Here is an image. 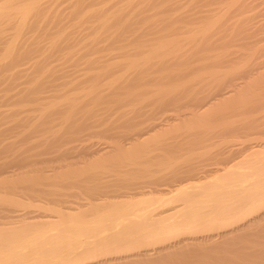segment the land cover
<instances>
[{
    "label": "bare ground",
    "instance_id": "obj_1",
    "mask_svg": "<svg viewBox=\"0 0 264 264\" xmlns=\"http://www.w3.org/2000/svg\"><path fill=\"white\" fill-rule=\"evenodd\" d=\"M46 1H49V0H36V1L34 0V1H32L33 2L32 4L28 3L30 5L26 4L25 6H23V8L18 9V11L20 10L19 11L20 20H18L19 23L17 24L16 34L14 35V38H13L11 44L4 50L3 53L0 54V84L1 83L4 84L6 82L4 84L5 89H3V87H2L3 90L1 89V91H0L1 92L0 103H3V102H6L7 104L12 103L15 105H12V104L11 105L13 107H15L20 102L22 103L25 100L27 101L26 98L30 97L31 94L36 93L38 95L41 92H43V91L45 92L48 89H50V90L52 89L53 91L61 89V87L64 85L61 84V82H59V84H57L58 79L69 77L68 72H67V71H69V69H67L68 68V66H67L68 61L65 62V63H67L65 65V66H67V68L65 66H62L61 65L62 61H60L61 63H59V68H56V67L52 68V69H55L54 71H50L47 68L45 70L49 71V72L46 74V73H44L45 71L43 73H41L42 72L41 68L42 67L46 68L47 66H42L43 64H41V62H42L41 61L40 62L41 67H40V64H37V60H38V59H36L37 57L34 56L35 57L34 61L36 60V63L32 62V65H29L30 66L29 69H23V70L17 69L19 67L18 65L21 63V61H23L22 64L24 65V62H26L24 60H26V58L29 55L31 56V54L35 53L37 56L39 55V57H38L39 59H41V57L43 56L42 52H44V51H42L41 49L42 48L44 49V47L46 48V46H43L44 44L41 45L42 43H39L42 41L41 36H43V35H41L38 38V40H40V41L33 42V43H38L39 45H41V46H39L40 50L38 48H36V50H37V51L35 50L36 52L31 50L33 48H29L30 52L27 51V49H25L23 47V43H24L23 41L25 40V33H27V37H28L29 33L27 32V30L32 29V27L34 28V26H33L34 22L33 21H35V19L32 20L33 16L37 12H38V15H39V13H43V12H39L40 10L38 11V9ZM50 1H56V0H50ZM75 2H76V0H75ZM52 3L53 4L54 3L59 4L58 0L56 2H52ZM52 3H51V6L49 7V9L50 8L54 9V6L52 7ZM174 3L176 4V2H174ZM250 3H251V1H250ZM48 4H50V3H48ZM76 5H78L79 7L81 6V5H79V3L78 4L76 3V4H74V8ZM176 5H171L172 7H170V9L171 8L173 9V6H176ZM6 8L3 7L0 9V19L3 16L6 17L7 13L9 12ZM52 10H50V11H52ZM56 10L55 11L58 12V14H60L59 8L58 9L56 8ZM249 10H250V8H249ZM134 11H136V10L134 9ZM176 11H178V9ZM17 12H16V14H18ZM159 12H161V11H159ZM198 12H201V11H198ZM130 13L134 14V12H132V11H130ZM136 13H137V11H136ZM38 15H36L35 17H37ZM69 15H70V13H69ZM137 15H139V13ZM172 15H173V13H172ZM188 15H189V13H188ZM200 15H202V14H200ZM240 15L242 16V14H240ZM244 15H246V14H244ZM58 16H60V15H58ZM66 16H67V13H66ZM126 16H128V15H126ZM126 16H123V19ZM60 17H58V18L61 19L64 16L61 18ZM89 17H91V16H89ZM114 17L111 16L108 19H106L107 18L106 17L105 19L101 20V22H100L101 26L98 23L99 28H98V26H97V28L101 30L104 27H107V26L110 27V24L108 25V22L110 23V21ZM205 17L207 18V15ZM55 18H57V17H55ZM129 18H127L128 21H126V19H125V20H123V22H120V21H122L121 18H119L120 21L116 20V18H115V20L113 19V23H114V21L115 22L117 21L119 23V26H117V28H120V26L122 24L123 25L121 27L122 29L124 26L129 27L126 29H132L135 27L134 33H136V31H139V29L137 28V25H134V24H138L140 21H138V23H134L133 22V21H135V19H134V20H131V22H130ZM184 18H185V16H184ZM191 18H192V16L190 17V19ZM203 18H204V16H203ZM208 18H209V16H208ZM109 19H111V20L109 21ZM187 19H188V17H187ZM256 19H258V18H256ZM139 20L143 21L142 19H139ZM177 20H179V19H177ZM180 20H181V17H180ZM180 20L178 22L174 21L176 23V26L177 25L179 26V24H181ZM195 20H197V19H195ZM198 20H200V19H198ZM54 21H56V20L54 19ZM61 21H62V19L59 22H61ZM63 21H64V19H63ZM200 21H202V20H200ZM35 22L37 23L38 21H35ZM62 22H61V25H62ZM36 23L34 24L35 26H37ZM40 23H42V22H40ZM44 23H46V22H44ZM113 23H111V25ZM183 23L184 22H182V24ZM191 23H190V25H191ZM208 23H210V22H208V21L207 22H204V21L201 22L204 29H203L201 35H199V33H198L199 36L193 34L194 36L191 35V37H187V38L183 37V39H182V37H181V39H178V38L174 39L172 36V38H173L172 40H167L168 35H166L167 38L163 37L166 39V43L162 46H159V47H157L156 45H153L154 44L153 41H152V43L149 42L151 44L150 45L148 43L149 39L148 40L142 39L145 35H148V33H147L148 30L146 28H144L145 30H147V31H144V29L142 28V30L139 31L140 34H142V33L145 34V35L142 34L143 35L141 37L142 41L140 42V40L135 39L138 37H132V39L136 40V41L134 40V44H133V46H134L133 48H135L134 50L138 49L139 46L135 45L138 42H139L138 45L140 43H141V45H143V43H145L146 46L149 45L148 48L146 47L147 49L146 48L144 49V48H142V46H140L141 47V48L139 47L140 50L138 49L137 50L138 52L136 51L138 53V55H141V56L145 55L143 57L144 58L143 62L137 60L136 56H133V54L131 52L132 50H130V49L128 50V46L123 44L125 42V40L127 39V38L126 39L123 38V37H125L124 34L127 30L124 28V31H123L124 36L123 35L120 36L119 34H121V33L116 32L119 35L118 36L119 42L122 41L120 38H122L124 41V42L122 41L121 43H119L118 47L120 50L121 49L126 50V54H123L124 53V52H122L123 50L121 51L122 54L120 53V55H124V56H122V59H123V57L126 58L123 61L124 64H120V65H123V67L125 66V68H124L123 72L121 71V74H119V75H118L119 71L116 72L117 73L116 75H118V76L117 77L115 76V78L117 80H115L116 82L112 83L110 86H112V88H113L112 89L113 95H114V93H116V96L121 94L120 97L117 96V99L119 98V102H123V103L125 102V104L128 102L130 104L129 101H131V99L133 101L136 100L137 103H135L136 106H135V109L133 108L134 109L133 112H135L137 114V117L134 118V120H132V122H130V123H128L126 121L128 119L125 120L127 123L125 121L124 122L121 121V119H120V123H119L120 125L119 124L116 125V123H115V125L113 123L110 125V123H109L110 126L109 125L106 126V124H105V122H108V120L104 121L103 118H102V120L99 119L98 121L95 122V126H96V124H99V125L101 124L100 126H103V127H100V126L97 127L98 129H100V128L102 129L103 135L101 134L100 130H99V132H97V134L100 133L98 135L103 136V137L105 135V138L107 137L106 139L109 138V139L114 140V138L116 136L118 137L117 133L115 134V130H116V128L119 127V129L121 131H123L122 132L123 134L121 133L123 136L126 134L125 130L129 131V129H130L129 135L128 134L125 135V136L128 135V137L125 138V136H124V138H125L124 140L127 139L128 142L129 141L142 142V141H140L141 139L146 140L147 139L146 137H149L152 133L159 131L163 128L165 129V127L167 128L168 126H172L177 121H183V120L187 119L188 115L195 114L196 112H198L199 109L204 110L207 107L209 108L210 107L209 105H211V107H212L213 104H217L216 101L221 100V99H223L222 101L225 102L227 98H230V97L233 98L232 96L235 93L239 92L240 89H242V87H244L241 85L239 80L247 79L248 71H246V70L244 73H240V74L238 73V70H237V73L239 74V75L237 74L238 75L237 78L231 77L230 75L233 76L236 73L234 72L235 74H233L229 71V76H230L229 78H227V75L221 76V77H223V79L222 78L221 79L223 81L225 80L224 82L219 79L220 77L218 75H220L221 73L219 70H215V67H216L215 62L216 61H214L217 58L215 59L213 57L215 54L212 56V54L207 55V53H206V51L207 52L213 51L215 49L214 46L210 45V44H212V43H210V40H211V37H213V36L210 33V27L211 26ZM43 24H41V25L38 24V26L40 27ZM46 24L48 25L49 23L47 22ZM52 24H54V23L52 22ZM55 24H58V27L61 30L62 27L59 26L60 24L56 23V22H55ZM216 25H217V23H216ZM44 26H45V24H44ZM55 26L56 25H54L52 28L54 29ZM65 26H63V27H65ZM163 26H165V25H163ZM176 26L174 25V27H176ZM47 27H46V29L49 28V27L48 28ZM68 27H71V25ZM68 27H67V29H68ZM75 27L77 28V25ZM109 27H108V30L110 29ZM180 27H178V28L176 27V28L179 29ZM52 28H49V29H52ZM171 28H173L172 24H171ZM181 28L184 29L183 27H181ZM67 29H66V32H64L62 34H61V32H63L64 29H63V31L61 30L60 33L57 32V33L61 34L60 36H58L59 35L58 34L57 37H59L58 41H61L60 43H63L64 45H66L65 47H70L72 44L74 45L73 42L71 44V41L74 40L73 36H72L73 31H75V30L77 31V29L80 30V29H82V27L81 28L78 27L77 29H74V30L71 29L72 35L70 33L66 34L68 32V30H70V28L68 30ZM42 30H44V29H42ZM150 30H152L151 27H150ZM48 31H50V30H47V32ZM82 31H83L82 34H84V30H81V32ZM109 31H108V34H109ZM142 31H144V32H142ZM186 31H187V29H186ZM171 32H174V31H171ZM171 32L169 31V33H171ZM178 32L179 31H177V33ZM36 33H37V31H36ZM54 33L57 34L56 32H53V34ZM77 33L81 36V40H82V36L86 37V34L82 35L79 32H77ZM155 33H157V31ZM177 33H174V35L176 34V36H178V35H180L179 33H181V32H179L178 35H177ZM37 34H39V33H37ZM37 34H35V35H37ZM74 34L76 35V33H74ZM117 34L114 33V35H116V38H117ZM50 35L53 36L52 34H50ZM50 35L48 36V38H51ZM79 35H78V38H79ZM103 35H106L105 32L103 33ZM133 35L135 36V34H133ZM151 35H152V33H151ZM156 35H155V38H156ZM172 35H173V33H172ZM46 36H47V34H46ZM138 36H140V35H138ZM170 36H171V34H170ZM34 37H36V36H34ZM54 37H56V36H54ZM76 37H75V39H76ZM97 37L98 36L95 37V41L94 40L92 41L93 43L98 42ZM100 37H102L103 40H105L103 36H100ZM158 37H159V35H158ZM45 38H47V37H45ZM114 38H115V36H114ZM116 38H115V40H116ZM151 38H152V36H151ZM155 38L152 40H155ZM71 39H73V40H71ZM100 39H98V40L100 41ZM110 39L112 40V38H110ZM79 40H77V41H79ZM27 41H25V42H27ZM29 41H30V39H29ZM181 41L192 46L190 48H191L193 54L199 55L200 52L202 54L200 53L198 58L196 57V59L194 58L193 60H191L190 56L185 55L187 52H191L189 46H188L189 50L187 48L179 50L180 45H181V44H179V42H181ZM65 42H66V44H65ZM79 42H81V41H79ZM79 42H77V43L79 44ZM103 42H106V41H103ZM103 42H102V44H103ZM110 42L108 41V43H105V45L107 47L110 46L109 51H111L110 49H112L111 45L108 46V44ZM29 43H27V45H29ZM95 43L92 45L94 46ZM111 43H113V42H111ZM177 44H179V45H177ZM198 44H200L201 49L195 48V47H197ZM84 45H85V43H84ZM98 45H100V43L96 44V46H98ZM113 45H114V43L112 44V47H113ZM176 45H177V47L179 46V48H177L178 50L176 48H174ZM33 46H35V45H33ZM75 46L76 45H74L72 47H75ZM78 46H81V44ZM78 46L75 48H78ZM143 46H145V45H143ZM27 47H29V46H27ZM36 47H38V46H36ZM57 47H58V45H57ZM61 47H62V45H61ZM104 48H106V47L104 46ZM114 48H115V45H114ZM95 49H96V47H95ZM221 49H222V47H221ZM38 50L42 54V56H41V54H39ZM46 50H47V48H46ZM46 50H45L44 56L46 55V52H48ZM53 50H54V52H51ZM55 50H58V49H56V46L52 47V50L50 49L49 53L54 55L56 52ZM59 50H61V52L64 51V50L62 51V49H59ZM86 50H87V48H86ZM260 50L263 51L262 49H260ZM95 51H97V50H95ZM95 51H91V53H93ZM261 51H260V53H261ZM79 52H80V50H79ZM106 52H108V49ZM214 52H215V50H214ZM234 52H236V51H234ZM56 53H58V52H56ZM70 53L71 52H69V54ZM111 53H113V51ZM260 53H259V55H260ZM69 54H68V56H69ZM73 54H72V56H73ZM105 54H108V53H105ZM101 55H103V54H101ZM101 55H99V56H101ZM108 55H112V54H108ZM138 55H137V57H138ZM183 55L187 56V59L185 56H184L185 58H183ZM54 56H56V54ZM54 56H52V57H54ZM68 56H66V57L68 58ZM91 56H92V54H91ZM191 56H192V54H191ZM262 56L264 57V53ZM46 57L48 58L51 56L49 54H47ZM66 57H64V58H66ZM75 57H76V55H75ZM107 57L108 56H106L105 59H107ZM193 57H195V55H193ZM95 59H96V56H95ZM97 59H96V61H97ZM105 59L103 61V58H102V61L105 62L106 61ZM117 59H119V58H117ZM62 60L64 61V59H62ZM77 60H75L77 62L76 65H78ZM93 61H94V63L96 62L95 60H93ZM27 62L30 63V61L28 59H27ZM69 62H71V60H69ZM103 62L101 63L102 67H104ZM109 62L104 63V65L106 64V66H108L107 68L105 67V69L103 68L104 72H105V70L107 71V69L110 68L111 71L114 70V74H115V71L117 70L115 68L116 63L114 65L115 67L114 66L110 67ZM117 62H118V60H117ZM120 62L121 61H119V63ZM233 62L234 61H232V63ZM38 63H39V61H38ZM82 63H83V60H82ZM73 64H74V62H73ZM194 64H195V66L193 67ZM196 64H199V66L197 67ZM220 64H221V62H220ZM60 65H61V67H60ZM92 65H94V64L92 63ZM27 66H25V67H27ZM89 66H91V65H89ZM95 66H96V64H95ZM95 66H91L90 69L92 67H95ZM118 66L119 65H117V67ZM85 67H87V65ZM173 67H175V68H173ZM222 67H225V65L224 66L222 65L221 68ZM77 68H78V66H77ZM82 68H83V66H82ZM121 68H122V66H121ZM65 69H67V70H65ZM95 69H96V67H95ZM103 69H101V70H103ZM119 69H120V67L118 68V70ZM200 69L203 70L204 73H201L198 76H196V75L194 76L192 74V73H194V74L196 73V71L194 72L193 70L198 71ZM42 70H44V69H42ZM92 71L90 70L89 72H92ZM111 71H110V73H111ZM240 71L242 72V70H240ZM73 72H74V70H73ZM107 73H108V71H107ZM100 74L102 75V72L99 73V75ZM114 74H112L111 76H113ZM188 74H190V75L192 74L193 77L192 76L190 77V75H188ZM226 74H228V71ZM72 75H71V77H72ZM76 75H74V76L76 77ZM79 75L80 74H78V76ZM74 76L72 77V79L74 78ZM87 76L86 77L89 79V81H91L90 79H92V81H94L93 79L96 77V74L90 75V73H89V75H87ZM79 77H81V76H79ZM99 77L101 78L102 76H99ZM105 77L106 78L108 77L107 74H106V76H104V78ZM130 77H133V80H131ZM21 78H23L25 81H20ZM104 78L102 77V79H104ZM210 78L212 80L213 79H216V80H213L211 82L209 80ZM96 79H99L98 76ZM217 79L220 81L216 85L214 83H215V81H217ZM252 79H255V78H252ZM84 80H85V78H84ZM99 80L101 81V79H99ZM208 80L210 81V84H209ZM55 81H56V83H55ZM206 81H208V85L206 84ZM250 81H251V79H250ZM100 83L96 84L93 82L92 83L93 85L89 86L90 87L89 89H88V86L86 87L87 88L86 89L82 85H80L83 87L84 91L87 90V94L90 96L89 97L90 100L88 99V96L86 97V94L84 95L85 101L81 97L80 98L83 100L78 101L79 96L77 97L76 95H73L76 98L75 97L68 98V97H65L67 95L64 96L62 94L65 99L67 98L66 99L67 104L65 105L66 107L65 106H62V107L65 108V111H66V109L68 110V108H69L68 113L70 114V111L72 112L70 115L67 114V111L61 112L64 110V108H62V107H60L57 110L54 109L53 114L47 113L43 117L39 116V115H37V116H31L30 115L29 116L28 114L25 115L24 117H17V116H20V114H19L20 111H22V112L23 111L24 112L30 111V110H26V109L23 110L20 107L14 109L13 114H12L13 109L9 108L11 113L7 109L9 111L10 115L9 114L7 115L8 111H6V109H5V111L1 110L3 112H7V113L4 114L0 111V138L3 137V135L7 132L8 133L9 132H11V133L16 132L17 133L16 136H19L18 133H21L23 130L28 129V130H25L28 133L23 132L25 134V136L24 135H22V136L25 137L24 138L25 140L27 139L29 141V139H30L29 135L31 134V132H32V134H36L37 132H39V134H42L41 131H43V133L45 132L44 133L45 135L47 132H49V133L51 132L52 133V135H51L52 139H50V140L45 139V141H37L36 142V143L42 142L43 144H41V145L40 144L35 145V143H33V142H31V144L32 145L34 144L33 146H37L38 150L41 149L40 153L43 157L47 151L49 152V150H51L50 152H52V153H55L53 151L57 152L56 159L58 161L61 159L66 161V158L70 154H72V156H75L74 155L75 153L73 154V152H74V150H77L78 147L71 145V143L77 142L78 137L83 135V134H81L79 136L80 132L81 131L83 132L85 127H86V129L89 128V129H87L89 131L92 127V129H93L92 132L95 131L94 135L95 136L97 135L96 131H98V130H94L93 126H91V124L88 122V120L90 121L92 119L91 116L94 117V115H91V114L92 113L95 114V112L98 111L97 109L102 108L101 111H103L105 108V111H106V107L101 106L98 108V106H100V104H102V102H103V100H102L103 96L101 97V88L98 87V85L101 86ZM211 83H213V84H211ZM193 85H197V87L200 86L201 88H204V91L210 85V88H212L213 90L212 89L208 90V88H209L208 87L207 90L209 92L208 91H206V92L207 93L211 92V94L207 95L208 97L207 96H201V95H203V92H204L203 89H202V91H200L199 89H201V88L198 87L197 88L199 90L198 92H191V91H197L196 89H194V90H192L193 88L191 89V86H193ZM211 85H212V87H211ZM213 85H215V86H213ZM102 87H104V85ZM74 88H75V86H74ZM107 88H109V87H107ZM83 89H81V90H83ZM109 89L111 90V87ZM88 90H89V92H88ZM110 90H108L106 92H108L110 94V92H109ZM124 90L126 92L127 91L129 92V96H128L129 99H127L128 97L125 98L128 93H126ZM210 90H212V91H210ZM12 91H13V93H11ZM76 91L77 90H75V92ZM78 92H79V90H78ZM123 93L124 94L126 93V96L123 95ZM104 94H107V93H104ZM62 95H59V97L60 96L62 97ZM204 95H206V93H204ZM237 95H239V94H237ZM121 96L123 98H121ZM202 97H203V99H202ZM204 97H205V99H204ZM23 98H25V100ZM42 98H44V97H42ZM42 98H38V99L35 98V99H32L31 101L34 102L35 104L39 103V105H41L42 104L41 101L45 100ZM86 99H88V100L86 101ZM21 100H23V101H21ZM115 100L116 99H114L113 101L115 102ZM108 101H109V103L111 102L110 104H112L111 100H108ZM222 101H219V103ZM227 101H228V99H227ZM32 102H30V103H32ZM134 102H133V106H134ZM6 103H5V105H6ZM131 103H132V101H131ZM225 103H227V102H225ZM113 104L115 106L116 102ZM127 104H126V106H127ZM220 104H222V103H220ZM117 105L119 106L120 104L117 102ZM150 105H153L154 107L151 109ZM37 106L38 105H35L32 108L35 109L34 107L37 108ZM110 106L112 108V105H110ZM110 106H109V108H110ZM148 106H150V107H148ZM38 107H40V106H38ZM211 107H210V109H211ZM219 107H220V105H219ZM219 107H217V108H219ZM123 108H124V106H123ZM147 108H150V110H148ZM16 110H20V111H16ZM189 110L192 112H190ZM186 111H188V113ZM98 112L100 113V111H98ZM57 113H60V114L62 113V116L64 115L63 113H66V115H64V116H67V117L69 116V117L68 118L67 117L66 118L61 117L62 121L60 122V125H62L63 127L60 126L59 123H57L59 126L54 123L56 125V127L58 126L60 128V129L55 128V125H54V128L57 129V130H55L54 128H52L53 123H50V120L52 118H54V120H55L57 115L52 117V118H51V116H53ZM60 114H58L59 117L57 116V119L59 118V121L61 119ZM203 114H204V112H203ZM98 115L99 114H97V116ZM197 115L199 116V114H197ZM76 116H78V117H76ZM192 116H194V115H192ZM227 116L228 115H226V117ZM189 117H188V120H189ZM9 119L13 120V121L10 120L11 122H13L12 125L9 124ZM196 121H197V119H196ZM2 122H4L5 124L7 123L10 126L8 125L9 127L8 126L4 127L6 129L2 128L3 130H1V125H3ZM53 122H55V121H53ZM117 122H118V120H117ZM121 122L126 123V124L123 125ZM91 123H92V121H91ZM49 124H51L50 125L51 127H49ZM88 124H90V127H88L89 126ZM233 124H231V125H233ZM187 125H188V123H187ZM235 125L236 124H234V126ZM104 126H106V127H104ZM133 126H135V127H133ZM201 126H202V124H201ZM244 126H245V124H244ZM121 127H124L126 129H124V128L122 129ZM128 127H130V128H128ZM132 127L134 128V132L131 129ZM185 127H187V126H185ZM103 128H104V130H103ZM226 128L228 129V127H226ZM229 128H230V126H229ZM191 129H193V128H191ZM230 129H232V128H230ZM237 129L239 131V128H237ZM225 130H223V131H225ZM243 130H244V133H240L242 131H240V132L234 131V134H235L234 135L232 131H229V135H228V133L226 135L231 136L233 134V136L230 138L240 136V137H242V139L245 138L244 142H246V143H247V141L250 142L248 131L246 130V133H245V128ZM121 131H119V135H120ZM178 131H180V130H178ZM92 132L89 135H87L88 133L85 134L86 137L88 138V136L90 137V135H93ZM49 133H47L48 136H50ZM220 133H221V131H220ZM230 133H232V134L230 135ZM15 134H13V135L15 136ZM36 135H38V134H36ZM45 135H43V136H45ZM32 136H31V138H32ZM170 136H172V135H170ZM20 137H21V135H20ZM96 137H99V136H96ZM172 137H174V136H172ZM182 137H184V136H182ZM10 138H11V135H10ZM22 138L23 137H21V139ZM257 138H260V137H257ZM6 139H7V137H6ZM17 139H20V138H17ZM195 139H194V141H195ZM235 139H237V138H235ZM80 140H82V138H80ZM122 140H123V138H122ZM168 140H170V139L168 138ZM0 141H2V139H0ZM19 141L20 140H18V142ZM156 141H158V140L156 139ZM199 141H202V140H199ZM222 141L223 142L220 141L221 143L216 144V145H218L217 147L219 148L216 150V152L211 151L209 153V155H207L206 157L204 155H201L202 152L200 154L201 156L199 154H197V152H196L195 153L196 156H194V158L196 160H193L194 158L192 157L193 159H192L191 163H188L187 165H182V164L178 165L179 164L178 162L177 163L175 162L177 165L175 163L169 164L168 163L169 159H167L165 161H163L164 159H162L159 161L157 160L158 162L152 161V163H149V161L146 159L148 161V163L147 162L143 163L141 161L142 162L141 165L143 164V166H146V167H143L144 169H142V168L140 169V166H138V165H137L138 167H136L135 164H137V163H135V162H134L135 164L133 162H132L133 164L131 162H127L126 164L123 165V172L121 170L115 171V172L113 171L114 173L112 171H110V173H113V174L104 176L103 174L100 173V171L97 172L95 169V170H89V172L92 173L91 176L84 178L82 176V174H81L82 177L81 176L79 177V175H80L79 174L76 177V179L73 178L75 176H73L72 178H70L68 176L72 180H70V179L65 180L66 178L65 179L63 178L64 181L59 180L57 182H55V181L50 182L49 181L50 179L46 180L48 177L43 179V177H42L43 175L41 176V174L46 173V172H44L41 167L39 168L38 164L36 163L37 161L40 162L41 160H42V162H47V161L49 162L50 161L49 158L45 161L44 159H46V158L42 157L43 159H41L40 158L41 155H39V157H38L39 159L35 160V159H37L36 157L38 156L39 151H37L38 154L32 151L33 154L37 155L36 157L31 155L32 153H29V155H27L26 152H19L16 148L15 149L17 151L13 150L14 148H12V146L15 147V145L17 146V145H19V143L15 144V145L8 143L9 144L8 145V144H6L7 143L6 142L5 143L6 146H4L3 148L1 146L2 149L0 150V154H2V152H3V155H4L5 154L4 151H6V152L8 151L10 153L7 152V154L8 155L10 154L9 156H11V157H8V155L6 154L5 155L6 158L1 159L2 156L0 158L1 159L0 160V204H1L0 208L2 210H4V211H2L0 209V213H1V211L3 212L0 215V264H233V259L235 260L237 257L238 258L240 257L241 261H242V258H246V259L247 258H257L256 260L260 261L258 263H262L263 261L261 262V259L264 260V243H263L264 242V240H263V238H264V150L260 151V152H254L250 155H246V157H244V158L239 159L237 157L238 156L237 154L239 153V151L235 150L234 149L235 147H233L236 140L229 139V137H228L227 139L224 138ZM81 142H83V141H81ZM85 142H83V143H85ZM213 142H215V141L213 140ZM25 143L27 144V142H25ZM25 143H24V145H26ZM174 143H173V145L176 144V143L175 144ZM178 143H177V145H178ZM31 144H30V146H31ZM64 144H67V145H64ZM80 144H82V143H80ZM124 144L117 141L112 145H107V146L99 148L97 150H92V146L94 144L93 145L90 144L92 146H89V145L85 146L84 149H85V151H91V153H93L92 155L87 153V155H90L91 157L92 156L94 157V154H97V155L100 154L101 157H103L102 155H107V157H108V155L111 152H115V151L118 152L119 154L123 153L124 156H128V157L134 156L135 155L134 152L131 153L132 148L128 152L124 148ZM131 144L133 145L135 143L130 142V146H132ZM139 144H141V143H139ZM162 144H164V142H162ZM180 144L182 145L183 142H181ZM180 144L178 145V147L176 145V147L179 149H174L172 147L173 145L171 144L170 150H168L167 147L169 146V144H167L166 142H165L166 147H164V145H163V147H164V149H167L165 151L168 152V154L178 153L176 155H179V153L181 151L180 149L184 148L183 145L185 143L182 145L183 147L181 146V148H180ZM199 144H201V143H199ZM208 144H209V141H208ZM196 145H197V142H196ZM237 145H239V144H237ZM243 145H244V143H243ZM33 146H31V147H33ZM39 146L43 147V148H39ZM63 146H67V147L63 148ZM133 146H135V145H133ZM160 146L162 147V145H160ZM194 146H192V147H194ZM206 146H208V145H206ZM247 146H249V145H246V148L248 150V148H250V146L249 147H247ZM195 147H197V146H195ZM198 148H200V146ZM204 148H205V146H204ZM19 149H20V147H19ZM27 149L32 150V148L31 149L27 148ZM161 149L163 152L164 151L163 148H161ZM184 149L186 150V147ZM44 150H47V151H44ZM200 150H199V152H200ZM254 150L258 151V149H255V148H254ZM13 151L16 154L14 153L12 156L11 152L13 153ZM196 151H197V149H196ZM206 151H207V149H206ZM43 152H45V153H43ZM140 152H141V150H140ZM166 152H165V154H167ZM82 153H84V152H82ZM79 154H80V152H79ZM184 155L185 154H183L181 156L184 157ZM113 156H115V155H113ZM152 156H153V154H152ZM159 156L161 157L162 155H159ZM197 156H200V157L203 156L205 158H203V159L198 158L197 159ZM77 157H79V155ZM160 157H159V159H160ZM180 157H179V159H180ZM69 158L70 157H68L67 160ZM146 158H147V156H146ZM149 158H150V156H149ZM52 159L53 158H51V161H52ZM181 159H183V158L181 157ZM71 160H73V159H71ZM188 160L189 159H187V162H188ZM54 161H55V159H54ZM62 161H60V162H62ZM166 161H167V163H166ZM173 161H174V159H173ZM73 162H74V160H73ZM146 163H147V165H145ZM62 164H60L62 166L59 167L60 171L63 168L64 169H66L67 167L70 168V166L73 163H68L66 165L64 163H62ZM212 165H213V167H212ZM108 166H110V165H108ZM119 166L121 167L122 165H119ZM209 166L212 168H210ZM214 166H216V167H214ZM30 167H32V168H30ZM25 168L29 169V171L25 170ZM55 168H56V166L53 169L55 170ZM22 169H24V170H22ZM50 169L52 170V168H50ZM90 169H92V168H90ZM57 170H58V168H57ZM78 170H77V172H78ZM18 171L19 172L23 171V173H21V172L19 173ZM52 172L54 173V171H52ZM34 173H35L36 177L31 176V174H34ZM84 173L86 175H90L88 172H87L88 174L86 172H84ZM28 174H30V175H28ZM49 174H50V172H49ZM45 175H47V174H45ZM86 175H84V176H86ZM57 177H58V175H57ZM120 177H123V178L125 177V178L122 179ZM44 180H46V181H44ZM52 180H56V178L52 179ZM53 182H55V183H53ZM41 184L46 186L45 189L40 186ZM53 185H54V187H55V185L60 186L63 190L62 191H56L60 187H56V189H55L53 187ZM48 186H50L49 188L50 189L52 188V189L51 190L46 189V188H48ZM83 186H86V187L90 186L89 188H87V190L89 192L82 193L79 189L80 193H82V194H78L79 192L76 193L78 190L76 192L70 191L71 189L73 190V188H75V187L76 188L79 187L83 190L84 189L86 190V188L85 187L83 188ZM7 190H8V194L6 192ZM16 190L17 191L20 190V192H23V193L26 192L28 195H30L33 198L37 197V198L42 199V200H40L41 204H38L39 202L36 201L38 204L37 205L36 202L34 201L36 204L35 205L36 210L31 211V209H30V211H26L27 208L23 209L21 207H25V206L27 207V205L29 206V204H31V203H25V202L21 201V199H22L21 197L26 195L25 193H24V195H22V193H21L22 196L18 195L16 197H15V194L12 195L11 192L12 191L14 192ZM58 190H60V189H58ZM9 192L12 196H10ZM32 205H34V203H32ZM31 207L33 208V206H31ZM35 207H34V209H35ZM246 238H252L254 241L257 240V242H258V238H262L263 242L260 245L254 243L255 246L248 247V248L246 246H239V243H241V241L243 239H246ZM242 242H244V240ZM259 242H261L260 239H259ZM251 244H252V242H251ZM258 246H260V247H258ZM234 255L237 257L235 258ZM251 261H253V260H251ZM251 261L248 259V262H251ZM245 262H246V260L244 261V263ZM240 263L244 264L242 262H240ZM251 264H253V263H251ZM262 264H264V263H262Z\"/></svg>",
    "mask_w": 264,
    "mask_h": 264
},
{
    "label": "rangeland",
    "instance_id": "obj_2",
    "mask_svg": "<svg viewBox=\"0 0 264 264\" xmlns=\"http://www.w3.org/2000/svg\"><path fill=\"white\" fill-rule=\"evenodd\" d=\"M32 1H34V0H0V9L1 8H3V7H7L6 9L9 11L8 13H7V15H6V17L5 16H3L1 19H0V54L1 53H3L4 52V50L11 44V42H12V40H13V38H14V35L16 34V31H17V24L19 23V21L18 20H20V18H19V15H20V13H19V11H18V9H21V8H23V6H25L26 4L27 5H30V4H28V3H33ZM36 1V0H35ZM50 1V0H49ZM46 1L44 4H42L41 5V7L38 9V11L39 12H43V13H39V15H38V12L33 16V18H32V20L33 19H35V21H38L37 23L35 22V21H33L34 22V24L36 23V25L37 26H35L34 24H33V26H34V28L32 27V29H28L27 30V32L29 33L28 34V37H27V33H25V40L23 41L24 43H23V47L25 48V49H27V51H29L30 52V50H29V48H33V49H31V50H33V51H35L36 50V48H38L39 50H40V48H39V46H41V45H43V46H46V48H47V50H46V48L44 47V49L42 48L41 50L42 51H44V52H42L43 53V56H44V54H45V50L46 51H48V52H46V55L43 57L42 56V54L39 52V50H38V52H39V54H41V59H39L38 57H39V55L37 56L35 53H33V54H31V56L29 55L27 58H26V60H24V61H26V62H24V65L22 64L23 63V61H21V63L17 66L18 68L17 69H29L30 68V66L29 65H32V62L34 63H36V60L34 61V58L35 57H37L36 59H38L37 60V64H40V62H41V64H43L42 66H47L46 68H44V67H42L41 68V73H43L44 71V73H48L49 71H46L45 69H47L48 68V70H50V71H54L55 69H52V68H54V67H56V68H59V63H61L60 61H62V63H61V65L62 66H65L67 63H65V62H67L68 61V64H67V66H68V68H67V66H65L67 69H69V71H67L68 72V76L71 78H69V77H65V78H59L58 79V83L57 84H59V82H61V84H63L64 86H62L61 87V89H59V90H50V89H48V90H46L45 92L43 91V92H41L40 94H31L30 95V97H25L26 99H27V101L25 100V98H23L25 101H23V100H21V101H23L22 103L20 102L17 106H15V107H13L12 105H15V104H12V103H9V104H7L6 102H3V103H0V111L1 110H4L5 111V109H6V111H8L9 110V108L10 109H13L12 110V114H13V112H14V109H16V108H22L23 110L24 109H26V110H30V111H26V112H22V111H20V110H16V111H20L19 112V114H20V116H17V117H24L25 115H31V116H37V115H39V116H44V115H46L47 113H49V114H53V112H54V109L55 110H57V109H59L60 107H62V106H65L66 104H67V98L65 99L64 98V96L65 95H67V96H65V97H68V98H70V97H75V96H73V95H76L77 97H78V101H80V100H83L84 99V101H85V97H84V95L86 94V97L88 96V99H89V95L87 94V90L86 91H84V89H83V87L84 88H86L87 86H88V89L90 88L89 86H92L93 84V82L94 83H96V84H98V83H100V85L101 86H99L98 85V87H100L101 88V97L103 96V98H102V100H103V102H102V104H100V106H98V108L99 107H101V106H103V107H106V111H105V108H104V110L103 111H101L102 110V108L101 109H97L98 111H100V113L98 112H95V114L94 113H92L91 115H94V117L93 116H91L92 117V119L89 121L88 120V122L91 124V126H93V128H94V130H98V131H96V134H97V132H99V130L101 131V134L103 135V133H102V129L100 128V129H98L97 127L98 126H100L99 124H96V126H95V122L96 121H98L99 119L100 120H102V118H103V120L104 121H107L108 120V122H105V124H106V126L107 125H109V123H110V125L113 123L114 125H115V123H116V125L117 124H119L120 123V119H121V121H125L126 119H128V120H126L128 123H130V122H132V120H134V118H136L137 117V114L135 113V112H133L134 111V109H135V103H137L136 102V100H132L131 98V101H132V103H131V101H129L130 102V104L128 103H126L127 104V106H126V104H125V102L123 103V102H119V98L117 99V96L118 97H120V95L121 94H119V95H117L116 96V93H114V95H113V88H112V86H110L112 83H114V82H116L115 80H117L116 78H115V76L117 77L119 74H121V71L123 72V70H124V68H125V66L123 67V65H120V64H124L123 63V61H124V59H126V58H124L123 57V59H122V56H124V55H120V53H121V51L122 52H124L123 54H126V50H124V49H119V47H118V45H119V43H121L122 41H123V39L122 38H120L121 40V42H119V39H118V36L120 35H123L124 34V28L126 29V28H129V27H126V26H124L123 27V29L121 28L123 25L121 24V26H120V28H117V26H119V23L116 21H114V23H113V19L115 20V18H116V20H119L120 21V19L119 18H121V20L122 21H120V22H123V20H125L126 19V21H128V19L127 18H129V20H130V22H131V20H134L135 19V21H133L134 23H138V21H140L138 24H134V25H137V28L139 29V31H141L142 30V28L144 29V28H146L147 30H145L144 29V31H147V33H148V35H145L144 33H142V32H144V31H142L141 33L142 34H144L145 36V38L143 37L142 39L143 40H148V43L150 42V43H152V41H153V45H156L157 47H159V46H162V45H164L165 43H166V39L165 38H167V36L166 35H168V38H167V40H172L173 38L174 39H176V38H178V39H181V37H182V39H183V37H185V38H187V37H191V35L192 36H194V35H198V33H199V35H201V33H202V31H203V29H204V27H203V25L201 24V22H210V23H208L211 27H210V33L212 34V36L215 38H213V37H211V40H210V43H212V44H210L211 46H214V50H215V52H214V50L213 51H206V53H207V55L208 54H212V56L216 59V60H214V61H216L215 62V65H216V67H215V70H219L220 71V75H218L220 78V80L221 81H223L222 79H223V77H221V76H225V75H227V78H229L230 76L231 77H235V78H237L238 77V75L240 74V73H244L245 72V70L246 71H248V77H247V79H241V80H239V82L241 83V85L242 86H244V87H242V89H240V91L239 92H237V93H235L232 97L234 98H227L228 99V101H227V99H226V101L225 102H227V103H225V102H223L222 100L223 99H221V100H218V101H216L217 102V104H213L212 105V107H211V105H209L210 107H211V109H210V107L208 108H205L204 110L203 109H199L198 110V112H196L195 114H191V115H188V117H189V120H188V117H187V119H185V120H183V121H177V122H175L172 126H168L167 128L165 127V129L163 128V129H161V130H159V131H156V132H154V133H152L149 137H146L147 139L146 140H144V139H141L140 141H142V142H139V143H141V144H139L137 141H127V139L126 140H124L126 137H128V135H129V133H130V129H129V131L128 130H125V132H126V134H128L127 136H125V138H124V136L122 135L123 133V131H121L120 129H119V127L118 128H116V130H115V134L117 133V135H118V137L116 136L115 138H114V140L113 139H106L105 138V135H104V137L103 136H100V135H98V134H100V133H98L96 136H99V137H96L95 135H94V132L95 131H93L92 132V127H91V129H90V131L89 130H87V129H89V128H87L86 129V127L84 128V133L81 131L80 132V134H79V136L81 135V134H83L82 136H80V137H78V140H77V142L75 143H71V145H74V146H77L78 147V151L77 150H74V152H73V154L75 155V156H72V154H70L68 157H70L68 160H67V158H66V161H64L63 159H61V160H57L56 159V155H57V152L56 151H53V152H55V153H52V152H50L51 150H49V152L47 151V150H44V151H47L46 152V154L44 155V157L41 155V149H39L38 150V148H37V146H33L32 144H31V142H33V143H35V145L36 144H43L42 142L41 143H36L37 141H45V139L47 140V139H52V133L50 132H47V133H49L50 134V136H48L47 135V133H46V135L48 136H46L44 133H43V131H41L42 132V134H39V132H37L36 134H38V135H36V134H32V132H31V134L29 135L30 137V139H29V141L27 140H25L24 138V136H25V130H28V129H25V130H23L21 133H18L19 134V136H16L17 135V133L16 132H12L13 134H15V136L11 133V132H7V133H5L4 135H3V137H1L0 139H2V141H0V150L4 147V146H6V144H8V143H10V144H12V145H15V144H17V143H19V145H15V147H13L12 146V148H14L13 150L14 151H19V152H26L27 153V155H29V153H32L31 155H33V156H37L36 154H33V152H35V153H37V151H39V154H38V156L36 157L37 159H35V160H38L39 158V155H41L40 156V158L41 159H43V158H46V159H44L45 161L49 158L50 159V161L48 162H42V160L39 162V161H35L37 164H38V166H39V168L41 167L42 169H43V171L44 172H46V173H43V174H41V176L43 177V179H45V178H47L46 180H48V179H50L49 181L51 182V181H55V182H57V181H64L63 180V178L65 179V180H67V179H70V178H72L73 176H75V177H73V178H75L76 179V177L79 175V177L81 176V174H82V176L85 178V177H88V176H91V174L92 173H90L89 172V170H95L96 169V171L98 172V171H100V173L101 174H103L104 176L106 175H110V174H113L115 171H122L123 172V165L124 164H126L127 162H135V163H137V164H135L136 165V167H138V166H140V169L142 168V169H144L143 167H146V166H143V164L141 165V163L143 162H147L148 163V161H149V163H152V161H154V162H158L159 160H162V159H164L163 161H165V160H167V159H169L168 160V163L169 164H174L175 162L177 163H179L178 165H187L188 163H191V161H192V159L194 158V156H196V152H197V154H201V152H202V154L201 155H204L205 157L207 156V155H209V153L211 152V151H215L216 152V150L217 149H219L217 146L218 145H216V144H218V143H221V142H223L222 140L225 138V139H227L228 137H229V139H232V140H236V142H235V144H234V146L233 147H235L234 149L235 150H237V151H239V153L237 154L238 156V158L239 159H241V158H244V157H246V155H250V154H252V153H254V152H260V151H263L264 150V57L262 56L263 55V53H264V0H76V2H75V0H58V2H59V6L57 5V4H53L52 2H56V1ZM250 1H251V3H250ZM174 2H176V4L174 3ZM180 2V3H179ZM242 2V3H241ZM48 3H50V4H48ZM51 3H52V7L54 6V9L53 8H50L49 9V7L51 6ZM78 4L79 3V5H81L80 7L78 6V5H76L75 6V8H74V4ZM261 3V4H260ZM184 4V5H183ZM46 5V6H45ZM171 5H176V6H173V9L171 10L170 9V7H172ZM186 5V6H185ZM256 5V6H255ZM201 6V7H200ZM253 8H252V7ZM58 9L59 8V13L60 14H58V12H56L57 10H56V8ZM151 7V8H150ZM180 7V8H179ZM43 10H42V9ZM47 8V9H46ZM63 8V9H62ZM65 8V9H64ZM67 8V9H66ZM178 9V11H176L177 9ZM249 8H250V10H249ZM255 8V9H254ZM10 9V10H9ZM53 9V10H52ZM134 9L137 11V13H136V11H134ZM6 10V11H7ZM50 10H52V11H50ZM56 10V11H55ZM65 10V11H64ZM155 10V11H154ZM184 10V11H183ZM240 10V11H239ZM253 10V11H252ZM18 11V12H17ZM130 11H132V12H134V14H132V13H130ZM159 11H161V12H159ZM198 11H201V12H198ZM203 11V12H202ZM251 11V12H250ZM16 12L18 13V14H16ZM62 12V13H61ZM130 14H129V13ZM156 12V13H155ZM158 12V13H157ZM163 12V13H162ZM165 12V13H164ZM65 13V14H64ZM66 13H67V16H66ZM69 13H70V15H69ZM139 13V15H137ZM154 13V14H153ZM172 13H173V15H172ZM188 13H189V15H188ZM202 14V15H200V14ZM57 14V15H56ZM125 14V15H124ZM136 14V15H135ZM176 14V15H175ZM198 14V15H197ZM207 15V18L205 17L206 15ZM240 14H242V16L240 15ZM244 14H246V15H244ZM258 14V15H257ZM36 15H38L37 17H35ZM58 15H60L61 17H63V18H61L60 16H58ZM63 15V16H62ZM108 15V16H107ZM115 16L114 18H112V20L111 19H109V21H110V23L108 22V25L110 24V27L109 26H107V27H104V28H102L101 30L100 29H98L99 28V24H100V22H101V20H103V19H105L106 17V19H108L109 17H111V16ZM126 15H128V16H126ZM131 15V16H130ZM197 15V16H196ZM8 16V17H7ZM89 16H91V17H89ZM93 16V17H92ZM123 16H126V17H124V19H123ZM183 16V17H182ZM184 16H185V18H184ZM192 16V18L190 19V17ZM203 16H204V18H203ZM208 16H209V18H208ZM245 16V17H244ZM253 16V17H252ZM35 17V18H34ZM55 17H57V18H55ZM58 17H60L61 19H62V21H63V19H64V21L62 22V25H61V22H59L61 19H59ZM118 17V18H117ZM180 17H181V20H180ZM187 17H188V19H187ZM212 19H211V18ZM244 17V18H243ZM56 20V21H54V19ZM132 18V19H131ZM183 18V19H182ZM203 18V19H202ZM256 18H258V19H256ZM37 19V20H36ZM59 21H58V20ZM139 19H142L143 21H141V20H139ZM177 19H179L180 20V22H181V24H179V26L177 25L176 26V23L175 22H178L179 20H177ZM186 21H185V20ZM195 19H197V20H195ZM198 19H200V20H202V21H200V20H198ZM208 19V20H207ZM215 19V20H214ZM177 20V21H176ZM188 20V21H187ZM163 21V22H162ZM175 21V22H174ZM40 22H42V23H40ZM44 22H48L49 24L47 25L46 23H44ZM52 22L54 23V24H52ZM55 22L56 23H59L60 25L59 26H61L62 28H61V30L63 31V29H64V31L63 32H61V30L59 29V27H58V24H55ZM132 22V23H133ZM161 22V23H160ZM173 22V23H172ZM182 22H184L183 24H182ZM192 22V23H191ZM197 24H195V23ZM198 22V23H197ZM217 23V25H216V23ZM45 24V26L47 27H49V28H52L54 25H56L55 27H54V29L52 28V29H49L48 27V29H46V27L44 26V24ZM64 23V24H63ZM99 23V24H98ZM111 23H113L112 25H111ZM118 23V24H117ZM190 23H191V25H190ZM213 23V24H212ZM38 24H43L42 26H38ZM81 24V25H80ZM171 24H172V27L174 28H171ZM201 24V25H200ZM212 24V25H211ZM66 25V26H65ZM71 25V27H68V26H70ZM74 25V26H73ZM77 25V28L78 27H82V29H80V30H78L75 26ZM163 25H165V26H163ZM174 25L178 28V27H183L184 29H182L181 27L179 28V29H177L176 27H174ZM183 25V26H182ZM258 25V26H257ZM63 26H65V27H63ZM97 26H98V28H97ZM100 26H101V24H100ZM154 26V27H153ZM195 26V27H194ZM67 27H68V29L70 28V30L72 29V30H74V29H77V31L75 32V31H73V35H72V30L70 31V30H68L67 29ZM108 27L110 28L109 30H108ZM150 27H151V29L152 30H150ZM194 27V28H193ZM213 27V28H212ZM250 27V28H249ZM44 29V30H42V29ZM131 28V27H130ZM161 28V29H160ZM209 28V27H208ZM34 29V30H33ZM66 29L68 30V32L66 33V34H68V33H70L72 36H73V39H71V40H73V41H71V44H72V42L74 43V45H76L75 47H77L78 45H80L81 44V46H78V48H75V47H72V46H74L73 44L70 46V47H65L66 45H64L63 43H60L61 41H58L59 40V37H57V35L61 32V34L62 33H64V32H66ZM89 29V30H88ZM135 27L134 28H132V29H126L127 31L125 32V37H123V38H127L126 40H125V42L123 43L124 45H127L128 46V50L130 49V50H132L131 52H132V54H133V56H136V59L137 60H139V61H144V56L145 55H143V56H141V55H138V49L140 50V46H142V48H148V46H146V44L145 43H143V45H145V46H143V45H141V43L138 45V43L137 44H135V45H137V46H139L138 47V49L137 50H134L135 48H133L134 46H133V44H134V40L135 39H137V40H140V42L142 41L141 40V37L143 36L142 34H140V32L139 31H136V33H134L135 32ZM173 29V30H172ZM186 29H187V31H186ZM240 29V30H239ZM256 29V30H255ZM47 30H50V31H48L47 32ZM81 30H84V34H82L83 33V31L81 32ZM129 30V31H128ZM131 30V31H130ZM166 30V31H165ZM261 30V31H260ZM36 31H37V33H39V34H37L36 33ZM107 31V32H106ZM108 31H109V34H108ZM157 31V33H155ZM169 31L171 32V31H174V32H171V33H169ZM177 31H179V32H181V33H179L180 35H178V33H177ZM189 31V32H188ZM200 31V32H199ZM33 32V33H32ZM53 32H59V33H57V34H53ZM77 32H81L80 34H82V35H85L86 34V37H83L82 36V40H81V36L77 33ZM86 32V33H85ZM105 32V34L106 35H103V33ZM121 33V34H117V33ZM139 32V33H138ZM188 32V33H187ZM240 32V33H239ZM49 33V34H48ZM74 33H76V35L74 34ZM114 33L115 34H117V38H116V35H114ZM151 33H152V35H151ZM169 33V34H168ZM172 33H173V35H172ZM174 33H177V35L178 36H176V34L174 35ZM184 33V34H183ZM188 35H187V34ZM35 34H37V35H35ZM46 34H47V36H46ZM50 34H52L53 36H51ZM61 34H59L58 36H60ZM79 35V38H78V35ZM101 34V35H100ZM133 34H135V36L133 35ZM157 34V35H156ZM170 34H171V36H170ZM194 34V35H193ZM39 35V36H38ZM41 35H43V36H41ZM50 35V37L51 38H48V36ZM138 35H140V36H138ZM150 35V36H149ZM155 35H156V38H155ZM158 35H159V37H158ZM198 35V36H199ZM34 36H36V37H34ZM41 36V38H42V41L41 42H39V43H42L41 45H39L38 43H33V42H38V41H40V40H38V38ZM54 36H56V37H54ZM71 36V37H72ZM77 36V37H76ZM96 36H98L97 38L98 39H100V41L97 39V43H95V45L93 46L92 44H94L92 41L94 40L95 41V37ZM100 36H103L104 37V39L105 40H103V38L102 37H100ZM114 36H115V38H116V40H115V38H114ZM147 36V37H146ZM151 36H152V38H151ZM172 36H173V38H172ZM252 36V37H251ZM27 37V38H26ZM45 37H47V38H45ZM75 37H76V39H75ZM132 37H138V38H135L134 40L132 39ZM163 37H165V38H163ZM40 38V39H41ZM110 38H112V40L110 39ZM155 38V40H152V39H154ZM159 38V39H158ZM29 39H30V41H29ZM80 39V40H79ZM110 39V40H109ZM28 40V41H27ZM77 40H79V41H81V42H79V41H77ZM216 40V41H215ZM25 41H27V42H25ZM75 41V42H74ZM103 41H106V42H103ZM108 41L110 42H113L114 43V45H115V48H114V45H113V47H112V44L113 43H109L108 44V46L109 45H111V48L112 49H110L111 51H109V48H110V46L109 47H107L106 45H105V43H108ZM118 41V42H117ZM136 41V40H135ZM30 42V43H29ZM77 42H79V44L77 43ZM102 42H103V44H102ZM145 42V41H144ZM147 42V41H146ZM182 42V41H181ZM179 42V44H181L180 45V48H179V46L177 47V45H179V44H177L174 48H179V50H181V49H188V46H189V48L190 47H192L191 45H188V44H186L185 42ZM27 43H29V45H27ZM60 43V44H59ZM84 43H85V45H84ZM100 43V45H98V46H96V44H99ZM149 43V44H150ZM254 43V44H253ZM256 43V44H255ZM35 45V46H33V45ZM38 44V45H37ZM65 44H66V42H65ZM185 44V45H184ZM31 45V46H30ZM57 45H58V47H57ZM61 45H62V47H61ZM151 45V44H150ZM232 45V46H231ZM238 45V46H237ZM27 46H29V47H27ZM36 46H38V47H36ZM54 46H56V49H58V50H55L56 52H58V53H56L55 52V54H56V56H54L53 54H50L49 52H50V49L52 50V47H54ZM104 46L106 47V48H104ZM184 46V47H183ZM199 46V47H198ZM225 46V47H224ZM60 47V48H59ZM95 47H96V49H95ZM132 49H131V48ZM201 46H200V44H198L197 45V47H195V48H197V49H201L200 48ZM221 47H222V49H221ZM35 48V49H34ZM81 48V49H80ZM86 48H87V50H86ZM146 48V49H147ZM219 48V49H218ZM262 49L263 51H261L260 49ZM59 49H62V51L63 52H61V50H59ZM66 49V50H65ZM72 49V50H71ZM80 50V52H79V50ZM107 49H108V52H106L107 51ZM175 49V50H176ZM68 50V51H67ZM75 52H74V51ZM79 52H77V51ZM95 50H97V51H95ZM100 50V51H99ZM178 50V49H177ZM189 50V49H188ZM253 50V51H252ZM261 51V53H260V51ZM37 51V50H36ZM35 51V52H36ZM73 51V52H72ZM82 51V52H81ZM91 51H95V52H93V53H91ZM103 51V52H102ZM105 51V52H104ZM113 51V53H111ZM137 51V52H136ZM190 51L191 52H187L185 55H188V56H190V59L191 60H193L194 58L196 59V57L198 58V56L200 55V53H199V55H197V54H193V52H192V50H191V48H190ZM234 51H236V52H234ZM51 52H54V50L53 51H51ZM66 52V53H65ZM69 52H71L70 54H69ZM100 52V53H99ZM130 52V53H131ZM213 52V53H212ZM74 53V54H73ZM92 54V56H91V54ZM105 53H108V54H112V55H108V54H105ZM205 53V52H204ZM203 53V54H204ZM217 53V54H216ZM219 53V54H218ZM256 53V54H255ZM259 53H260V55H259ZM35 54V55H34ZM38 54V53H37ZM47 54H49L51 57H46L47 56ZM62 54V55H61ZM68 54H69V56H68ZM72 54H73V56H72ZM90 54V55H89ZM101 54H103V55H101ZM108 56L107 57V59H105L106 58V56ZM122 54V53H121ZM136 54V55H135ZM141 54V53H140ZM191 54H192V56H191ZM202 54V53H201ZM240 54V55H239ZM64 55V56H63ZM75 55H76V57H75ZM96 56V59H97V61H96V59H95V56ZM99 55H101V56H99ZM137 55H138V57H137ZM185 55H183V58H185L186 57V59H187V56H185ZM193 55H195V57H193ZM220 55V56H219ZM232 55V56H231ZM35 56V57H34ZM52 56H54V57H52ZM66 56H68V58L66 57ZM90 56V57H89ZM98 56V57H97ZM111 56V57H110ZM126 56V55H125ZM185 56V57H184ZM259 56V57H258ZM263 58H262V57ZM31 57V58H30ZM64 57H66V58H64ZM244 57V58H243ZM33 58V59H32ZM43 58V59H42ZM47 58V59H46ZM71 58V59H70ZM79 58V59H78ZM102 58H103V61H104V59L106 60L105 62H103L102 61ZM117 58H119V59H117ZM237 58V59H236ZM262 58V59H261ZM27 59L30 61V63L29 62H27ZM62 59H64V61L62 60ZM68 59V60H67ZM73 59V60H72ZM78 59V60H77ZM95 60L96 62L94 63V61L93 60ZM189 59V58H188ZM220 59V60H219ZM222 59V60H221ZM33 60V61H32ZM69 60H71V62H69ZM75 60H77L78 61V65H76L77 64V62L75 61ZM82 60H83V63H82ZM85 60V61H84ZM99 60V61H98ZM117 60H118V62H117ZM38 61H39V63H38ZM94 64V65H92V63ZM103 62V66L104 67H102L101 65V63ZM110 63L109 65H110V67L111 66H114L115 65V63H116V71H115V74H114V70H110V68H108L110 71H111V73H110V71L107 69V71H108V73H107V71L105 70V72H104V69H105V67L107 68L108 66H106V64L104 65V63H108V62ZM119 61H121L120 63H119ZM232 61H234L233 63H232ZM73 62H74V64H73ZM101 62V63H100ZM220 62H221V64L224 66L225 65V67H222L221 68V64H220ZM231 62V63H230ZM249 62V63H248ZM261 62V63H260ZM28 63V64H27ZM41 64H40V67H41ZM46 64V65H45ZM56 64V65H55ZM72 64V65H71ZM95 64H96V66H95ZM28 65V66H27ZM61 65H60V67H61ZM74 65V66H73ZM87 65V67H85ZM89 65H91V66H95L96 67V69H95V67H92L91 69H90V67L91 66H89ZM117 65H119L118 67H117ZM197 65V67L199 66V64H196ZM218 65V66H217ZM249 65V66H248ZM261 65V66H260ZM25 66H27V67H25ZM70 66V67H69ZM72 66V67H71ZM77 66H78V68H77ZM82 66H83V68H82ZM121 66H122V68H121ZM195 66V64L193 65V67ZM74 67V68H73ZM86 69H85V68ZM101 67V68H100ZM120 67V69L118 70V68ZM179 67V66H178ZM177 67V68H178ZM230 67V68H229ZM235 67V68H234ZM238 67V68H237ZM261 67V68H260ZM50 68V69H49ZM100 68V69H99ZM104 68V69H103ZM173 68H175V67H173ZM218 68V69H217ZM248 68V69H247ZM42 69H44V70H42ZM67 69H65V70H67ZM74 70V72H73V70ZM88 69V70H87ZM92 71V72H89L90 70ZM101 69H103V70H101ZM76 70V71H75ZM84 70V71H83ZM223 70V71H222ZM237 70H238V73H237ZM240 70H242V72L240 71ZM79 71V72H78ZM119 71V73H118V75H116L117 73L116 72H118ZM194 72L196 71V73L194 74V73H192L194 76L196 75V76H198V75H200L201 73H204V71L203 70H193ZM192 71V72H193ZM225 71V72H224ZM227 71H228V74H226L227 73ZM229 71L231 72V73H233V74H235V75H230L229 76ZM259 71V72H258ZM80 74L79 76H81V77H79L78 76V74ZM88 72V73H87ZM102 72V75L100 74L99 75V73H101ZM113 72V73H112ZM206 72V71H205ZM235 72V73H234ZM74 73V74H73ZM89 73H90V75L91 74H96V77L93 79L94 81H92V79H90L91 81H89V79L87 78L88 76L87 75H89ZM261 73V74H260ZM73 74V75H72ZM77 74V75H76ZM106 74H107V76L109 77H105L104 78V76H106ZM109 74V75H108ZM112 74H114L113 76H111ZM192 74L190 75V74H188V75H190V77L192 76ZM238 74V75H237ZM71 75H72V77L74 76V75H76V77L74 76V78L72 79V77H71ZM87 77H86V76ZM237 75V76H236ZM85 76V77H84ZM97 76H98V78L99 79H101V81L99 80V79H96L97 78ZM99 76H102L104 79H102V77L100 78ZM250 76V77H249ZM134 77V76H133ZM133 77H130V79L131 80H133ZM193 77V76H192ZM24 78V77H23ZM23 78H21L20 79V81H25ZM69 78V79H68ZM84 78H85V80H84ZM222 78V79H221ZM225 78V77H224ZM226 78V79H227ZM249 78V79H248ZM252 78H255V79H252ZM250 79H251V81H250ZM77 80V81H76ZM211 82L213 81V80H216V79H209ZM208 80V81H209ZM220 80H218L217 79V81H215V83L214 84H218L219 83V81ZM254 80V81H253ZM57 81V80H56ZM56 81H55V83H56ZM100 81V82H99ZM165 81V80H164ZM208 81H206V84L208 85ZM210 81H209V84H210ZM225 81V80H224ZM223 81V82H224ZM244 81V82H243ZM73 82V83H72ZM77 82V83H76ZM85 82V83H84ZM6 83V82H5ZM4 83V84H5ZM71 83V84H70ZM91 83V84H90ZM222 83V82H221ZM239 83V84H240ZM2 84V83H1ZM0 84V91H1V89H2V87H3V89H5L4 87H5V85L4 84H2L1 85ZM211 84H213V83H211ZM244 84V85H243ZM246 84V85H245ZM75 86V88H74V86ZM77 85V86H76ZM80 85H82V86H80ZM104 85V87H102ZM73 86V87H72ZM213 86H215V85H213ZM68 90H66L65 88ZM107 87H111V90L109 89V88H107ZM176 87V86H175ZM198 87H200V86H198ZM197 87V85H193V86H191V89L192 90H194V89H196L197 91H191V92H198L199 90L200 91H202V89H203V91H204V88H201V89H197L198 88ZM209 87V88H208ZM207 88H208V90L209 89H212V88H210V85L208 86ZM211 87H212V85H211ZM64 88V89H63ZM73 90H72V89ZM106 88V89H105ZM207 88H206V90L203 92V95H201V96H207V95H210L211 94V92L210 93H207L206 91H208L207 90ZM2 89V90H3ZM81 89H83V90H81ZM87 89V88H86ZM110 90L109 92H110V94L108 93V92H106V91H108V90ZM190 89V90H191ZM75 90H77L76 92H75ZM78 90H79V92H78ZM213 90V89H212ZM212 90H210V91H212ZM65 91V92H64ZM71 91V92H70ZM125 91V90H124ZM243 91V92H242ZM83 92V93H82ZM88 92H89V90H88ZM126 92V91H125ZM209 92V91H208ZM11 93H13V91L11 92ZM104 93H107V94H104ZM126 93H128L127 94V96H126ZM125 94L123 93V95H125L126 97L125 98H127L128 96H129V92L127 91ZM204 93H206V95H204ZM0 94H1V92H0ZM62 95V97L60 96L59 97V95ZM237 94H239V95H237ZM113 95V96H112ZM83 96V97H82ZM106 98H105V97ZM109 96V97H108ZM116 96V97H115ZM239 96V97H238ZM33 97V98H32ZM42 97H44V98H42ZM83 98V99H81V98ZM115 97V98H114ZM208 97V96H207ZM206 97V98H207ZM35 99V98H42V99H45V100H43V101H41L42 102V104L41 105H39V103L37 104H35L34 102H32L31 100L32 99ZM76 98V97H75ZM121 98H123L122 96H121ZM30 99V100H29ZM88 99H86V101L88 100ZM114 99H116L115 100V102H116V104H115V106H114V104L113 103H115L113 100ZM127 99H129V97L127 98ZM137 99V98H136ZM150 99V98H149ZM202 99H203V97H202ZM204 99H205V97H204ZM90 100V99H89ZM108 100H111L112 101V104H110L109 103V101ZM219 101H222V102H220V103H222V104H220L219 103ZM30 102H32V103H30ZM117 102L120 104L119 106L117 105ZM133 102H134V106H133ZM215 102V103H216ZM5 103H6V105H5ZM123 103V104H122ZM12 104V105H11ZM122 104V105H121ZM125 104V105H124ZM225 104V105H224ZM35 105H38V106H40V107H38L37 106V108L36 107H34L35 109H33L32 107L33 106H35ZM110 105H112V108H111V106ZM154 105V104H153ZM153 105H150L151 106V109L154 107ZM218 105V106H217ZM219 105H220V107H219ZM256 105V106H255ZM109 106H110V108H109ZM117 106V107H116ZM123 106H124V108H123ZM130 106V107H129ZM150 106H148V107H150ZM258 106V107H257ZM261 106V107H260ZM66 107V106H65ZM127 107V108H126ZM217 107H219V108H217ZM29 108V109H28ZM62 108H64V107H62ZM118 108V109H117ZM129 108V109H128ZM132 108V109H131ZM134 108V109H133ZM8 109V110H7ZM131 109V110H130ZM148 110H150V108H147ZM207 109V110H206ZM214 109V110H213ZM257 109V110H256ZM201 110V111H200ZM10 111V110H9ZM9 111H8V113L7 112H3V111H1L2 113H7V115L9 114L10 115V113H11V111H10V113H9ZM65 111V108H64V110L63 111H61V112H64ZM66 111H67V114L68 115H70L72 112L70 111V114L68 113L69 112V108H68V110L66 109ZM65 111V112H66ZM190 111V110H189ZM196 111V110H195ZM51 112V113H50ZM102 112V113H101ZM187 113H188V111H186ZM190 112H192V111H190ZM201 112V113H200ZM203 112H204V114H203ZM99 114L98 116H97V114ZM126 113V114H125ZM134 113V114H133ZM58 114H60V113H57V114H55V115H53V116H51V118L52 117H54V116H58L59 117V115ZM64 115H66V113H63ZM133 114V115H132ZM197 114H199V116L197 115ZM62 116V113L60 114V118L62 117V118H66L67 116ZM192 115H194V116H192ZM218 115V116H217ZM226 115H228L227 117H226ZM38 116V117H39ZM57 116H56V119L54 120V118H50L51 120H50V123H53V125H52V128H54V125L55 124H57V123H59V125H60V122L62 121V118L60 119V121H59V118L57 119ZM79 116V115H78ZM78 116H76V117H78ZM89 116V117H90ZM224 116V117H223ZM69 117V116H68ZM67 117V118H68ZM193 117V118H192ZM223 118V119H222ZM227 118V119H226ZM193 119V120H192ZM196 119H197V121H196ZM221 121H220V120ZM11 119H9V124L10 125H12V123L13 122H11V121H13V120H11ZM55 121V122H53V121ZM57 120V121H56ZM117 120H118V122H117ZM7 121V120H6ZM5 121V122H6ZM91 121H92V123H91ZM116 121V122H115ZM125 121V122H126ZM186 121V122H185ZM188 121V122H187ZM218 121V122H217ZM8 122V121H7ZM123 122H121L123 125L124 124H126V123H123ZM223 122V123H222ZM247 122V123H246ZM3 123V125H1V130H3L2 128H4V127H7L9 124H5L4 122H2ZM55 123V124H54ZM63 123V122H62ZM187 123H188V125H187ZM214 123V124H213ZM236 124L235 126H234V124ZM240 123V124H239ZM90 124H88L89 126L88 127H90ZM93 124V125H92ZM121 124V125H122ZM181 124V125H180ZM201 124H202V126H201ZM231 124H233V125H231ZM244 124H245V126H244ZM254 124V125H253ZM6 125V126H5ZM9 125V126H10ZM48 125V124H47ZM51 124H49V127H51L50 126ZM58 125V124H57ZM58 125V126H59ZM104 125V124H103ZM109 125V126H110ZM120 125V124H119ZM190 125V126H189ZM230 126V128H232V129H230L229 128V126ZM239 125V126H238ZM3 126V127H2ZM8 126V127H9ZM56 127V125H55V128H59V127ZM60 126H62V125H60ZM106 126H104V127H106ZM185 126H187V127H185ZM222 126V127H221ZM232 126V127H231ZM235 128H234V127ZM63 127V126H62ZM100 127H103V126H100ZM133 127H135V126H133ZM131 128L132 130H133V132H134V128ZM212 127V128H211ZM226 127H228V129L226 128ZM54 128V129H55ZM96 128V129H95ZM122 129L124 128V127H121ZM128 128H130V127H128ZM173 128V129H172ZM191 128H193V129H191ZM237 128H239V131H238V129ZM245 128V133H246V130L248 131V134H249V141L250 142H248L247 141V143L246 142H244V139L245 138H243L242 139V137H233V138H230V137H232L233 136V134H234V131H237V132H240V131H242V132H240V133H244V129ZM248 128V129H247ZM259 128V129H258ZM4 129H6V128H4ZM60 129V128H59ZM124 129H126V128H124ZM136 129V128H135ZM176 129V130H175ZM227 131H226V130ZM237 129V130H236ZM251 129V130H250ZM55 130H57V129H55ZM83 130V129H82ZM103 130H104V128H103ZM164 130V131H163ZM166 130V131H165ZM178 130H180V131H178ZM216 130V131H215ZM223 130H225V131H223ZM86 131V132H85ZM119 131H121L120 132V135H119ZM184 133H183V132ZM220 131H221V133H220ZM229 131H232L233 132V134L232 133H230V135L231 136H228L229 135ZM252 133H251V132ZM24 132V133H23ZM91 132L93 133V135H90V137L88 136V138L86 137V135L85 134H87V135H89V134H91ZM114 132V131H113ZM132 132V131H131ZM132 132V133H133ZM175 132V133H174ZM177 132V133H176ZM181 132V133H180ZM198 132V133H197ZM200 132V133H199ZM223 132V133H222ZM251 134H250V133ZM26 133H28V132H26ZM122 133V134H121ZM158 133V134H157ZM166 133V134H165ZM171 133V134H170ZM228 133V135H226ZM177 134V135H176ZM208 134V135H207ZM10 135H11V138H10ZM20 135H21V137H23L22 139H21V137H20ZM22 135H24V136H22ZM33 135V136H32ZM43 135H45V136H43ZM85 135V136H84ZM170 135H172V136H174V137H172V136H170ZM176 135V136H175ZM179 135V136H178ZM195 135V136H194ZM201 135V136H200ZM212 135V136H211ZM217 135V136H216ZM224 135V136H223ZM235 135V134H234ZM9 136V137H8ZM31 136H32V138H31ZM41 136V137H40ZM92 136V137H91ZM95 136V137H94ZM120 136V137H119ZM182 136H184V137H181ZM226 136V137H225ZM228 136V137H227ZM6 137H7V139H6ZM36 137V138H35ZM167 137V138H166ZM172 137V138H171ZM221 137V138H220ZM224 137V138H223ZM257 137H260V138H257ZM5 138V139H4ZM16 138V139H15ZM17 138H20V139H17ZM44 138V139H43ZM80 138H82V140H80ZM87 138V139H86ZM105 138V139H104ZM118 138V139H117ZM122 138H123V140H122ZM167 140H166V139ZM168 138L170 139V140H168ZM180 138V139H179ZM196 138V139H195ZM202 138V139H201ZM212 138V139H211ZM235 138H237V139H235ZM241 138V139H240ZM257 138V139H256ZM17 141H15V140ZM156 139L158 140V141H156ZM175 139V140H174ZM177 139V140H176ZM194 139H195V141L197 142V145H196V142L194 141ZM211 139V140H210ZM5 140V141H4ZM18 140H20L19 142H18ZM23 140V141H22ZM32 140V141H31ZM36 140V141H35ZM114 142H113V141ZM151 140V141H150ZM173 140V141H172ZM199 140H202V141H199ZM213 140L215 141V142H213ZM221 142H220V141ZM9 141V142H8ZM12 141V142H11ZM14 141V142H13ZM81 141H83V142H85V143H83V142H81ZM107 143H106V142ZM121 142V143H125L124 144V148L126 149V151H128L129 152V150L131 149L132 151H131V153L132 152H134V156H131V157H128V156H124L123 155V153H118V152H111L109 155H108V157H107V155H102L103 157H101L100 156V154H94V157L92 156H90V155H92L93 153H91V151H85V146H92L93 144L95 145H93L92 146V150H97V149H99V148H102V147H105V146H107V145H112V144H114L115 142ZM123 141V142H122ZM144 141V142H143ZM146 141V142H145ZM154 141V142H153ZM188 141V142H187ZM191 141V142H190ZM208 141H209V144H208ZM225 141V140H224ZM257 141V142H256ZM260 141V142H259ZM2 142V143H1ZM7 142V143H6ZM22 142V143H21ZM25 142H27V144L25 143ZM79 142V143H78ZM101 142V143H100ZM130 142L131 143H135V144H133V145H135V146H133L132 144V146H130ZM162 142H164V144H162ZM165 142L167 143V144H169V148L167 147V149L168 150H170V147H171V144L173 145V143L175 144V145H173L172 147L174 148V149H179V148H177L178 147V145L181 143V142H183V146H184V148L186 147V150L183 148V149H180L181 151H180V153H179V155L181 156V155H183V154H185L184 155V157L183 156H181L183 159H181V157L179 156V155H176V154H178V153H174V154H168V152H166L165 150H167V149H164V147H166V145H165ZM169 142V143H168ZM179 142V143H178ZM217 142V143H216ZM240 142V143H239ZM5 145H4V144ZM24 143L26 144V145H24ZM69 143V142H68ZM67 143V144H68ZM80 143H82V144H80ZM112 143V144H111ZM139 145H138V144ZM158 143V144H157ZM177 143H178V145H177ZM199 143H201V144H199ZM214 143V144H213ZM243 143H244V145H243ZM246 143V144H245ZM22 144V145H21ZM30 144H31V146H33V147H31L30 146ZM67 144H64V145H67ZM85 144V145H84ZM90 144H92V145H90ZM97 144V145H96ZM101 144V145H100ZM187 144V145H186ZM191 144V145H190ZM204 144V145H203ZM213 144V145H212ZM237 144H239V145H237ZM263 144V145H262ZM9 145V144H8ZM70 145V144H69ZM68 145V146H69ZM128 145V146H127ZM160 145H162V147L160 146ZM163 145H164V147H163ZM176 145H177V147H176ZM181 144H180V148H181V146H182ZM197 146V147H195V146ZM206 145H208V146H206ZM246 145H249L250 146V148H248V150H247V148H246ZM1 146H2V148H1ZM11 146V145H10ZM26 146V147H25ZM82 146V147H81ZM152 146V147H151ZM182 146V147H183ZM192 146H194V147H192ZM200 146V148H198ZM203 146V147H202ZM204 146H205V148H204ZM249 146H247V147H249ZM263 146V147H262ZM19 147H20V149H19ZM65 147H67V146H63V148H65ZM135 147V148H134ZM154 147V148H153ZM163 148V152H162V149L161 148ZM220 147V146H219ZM243 147V148H242ZM11 148V149H12ZM17 150H16V149ZM27 148H32V150H29V149H27ZM39 148H43V147H40L39 146ZM238 148V149H237ZM254 148L255 149H258V151L257 150H254ZM83 149V150H82ZM152 149V150H151ZM157 149V150H156ZM161 149V150H160ZM196 149H197V151H196ZM201 149V150H200ZM206 149H207V151H206ZM140 150H141V152H140ZM154 150V151H153ZM183 150V151H182ZM190 150V151H189ZM194 150V151H193ZM199 150H200V152H199ZM241 150V151H240ZM13 151V153L11 152V155L13 156V154L15 153ZM31 151V152H30ZM33 151V152H32ZM43 151V150H42ZM156 151V152H155ZM186 151V152H185ZM189 151V152H188ZM248 151V152H247ZM253 151V152H252ZM5 152V154L3 155V152H2V154H0V158H1V156H2V158L1 159H4V158H6L5 157V155L7 154V152L6 151H4ZM79 152H80V154H79ZM82 152H84V153H82ZM165 152L167 153V154H165ZM179 152V151H178ZM204 152V153H203ZM241 152V153H240ZM8 153H10V152H8ZM18 153V152H17ZM43 153H45V152H43ZM52 153V154H51ZM78 153V154H77ZM87 153H89L90 155H87ZM16 154V153H15ZM115 155V156H113V155ZM122 154V155H121ZM152 154H153V156H152ZM242 154V155H241ZM8 155V154H7ZM10 155V154H9ZM8 155V157H11V156H9ZM26 155V154H25ZM79 155V157H77ZM87 155V156H86ZM159 155H162L161 157L159 156ZM164 155V156H163ZM192 155V156H191ZM200 155V156H201ZM32 156V157H33ZM48 156V157H47ZM100 156V157H99ZM146 156H147V158H146ZM149 156H150V158H149ZM160 157V159H159V157ZM166 156V157H165ZM176 156V157H175ZM180 157V159H179V157ZM200 156H197V159L198 158H205V157H200ZM43 157V158H42ZM76 157V158H75ZM152 157V158H151ZM165 157V158H164ZM170 157V158H169ZM190 157V158H189ZM193 157V158H192ZM51 158H53L52 159V161H51ZM100 158V159H99ZM0 159V160H1ZM33 159V158H32ZM54 159H55V161H54ZM71 159H73L74 160V162H73V160H71ZM85 159V160H84ZM99 159V160H98ZM148 161H147V160ZM156 159V160H155ZM173 159H174V161H173ZM178 159V160H177ZM187 159H189L188 160V162H187ZM63 160V161H62ZM80 160V161H79ZM84 160V161H83ZM158 160V161H157ZM176 160V161H175ZM184 160V161H183ZM193 160H196L195 158L193 159ZM54 161V162H53ZM60 161H62V162H60ZM72 161V162H71ZM90 161V162H89ZM142 161V162H141ZM173 161V162H172ZM181 163H180V162ZM119 162V163H118ZM140 162V163H139ZM46 163V164H45ZM62 163H64L65 165L66 164H68V163H73L71 166H70V168L69 167H67L66 169H61V171H60V166H62L63 164ZM87 163V164H86ZM113 163V164H112ZM132 163V164H133ZM147 163L145 164V165H147ZM166 163H167V161H166ZM175 163V164H176ZM36 164V165H37ZM60 164H62V165H60ZM76 166H75V165ZM86 164V165H85ZM108 165H110V166H108ZM119 165H122L121 167L119 166ZM138 165V166H137ZM177 165V164H176ZM56 166V168H55V170L53 169L54 167ZM75 166V167H74ZM73 167V168H72ZM79 167V168H78ZM88 167V168H87ZM102 167V168H101ZM210 167V166H209ZM212 167H213V165H212ZM212 167H210V168H212ZM214 167H216V166H214ZM30 168H32V167H30ZM50 168H52V170L50 169ZM57 168H58V170H57ZM72 168V169H71ZM76 168V169H75ZM87 168V169H86ZM90 168H92V169H90ZM101 168V169H100ZM69 169V170H68ZM71 169V170H70ZM79 169V170H78ZM108 169V170H107ZM114 169V170H113ZM22 170H24V169H22ZM25 170H27V171H29V169H26L25 168ZM49 170V171H48ZM57 170V171H56ZM77 170H78V172H77ZM102 170V171H101ZM52 171H54V173L52 172ZM56 171V172H55ZM63 171V172H62ZM73 171V172H72ZM76 171V172H75ZM110 171H114L113 173H110ZM19 172V171H18ZM21 172V171H20ZM19 172V173H20ZM48 172V173H47ZM49 172H50V174H49ZM62 172V173H61ZM70 172V173H69ZM84 172H88L90 175H86ZM94 172V171H93ZM18 173V174H19ZM21 173H23V171L21 172ZM31 173V172H30ZM58 173V174H57ZM76 173V174H75ZM78 173V174H77ZM87 173V174H88ZM37 174V173H36ZM45 174H47V175H45ZM75 174V175H74ZM96 174V173H95ZM99 174V173H98ZM100 174V175H101ZM23 175V174H22ZM28 175H30V174H28ZM49 175V176H48ZM53 175V176H52ZM57 175H58V177H57ZM84 175H86V176H84ZM31 176L33 177V176H35L36 177V175H35V173L34 174H31ZM40 176V177H41ZM70 178H69V177ZM81 176V177H82ZM78 177V178H79ZM56 178V180H52V179H55ZM120 178H122V179H124L123 177H120ZM58 179V180H57ZM62 179V180H61ZM46 180H44V181H46ZM70 180H72V179H70ZM74 180V179H73ZM48 181V182H49ZM55 182H53V183H55ZM41 187H43L44 189H45V185H43V184H41L40 185ZM50 186H48V188H46V189H48V190H51L50 188H49ZM53 187H54V185H53ZM56 187H60V186H57V185H55V189H56ZM77 187V186H76ZM73 188V190L71 189L70 191H72V192H76L77 190V192L76 193H78V194H82V193H87V192H89L88 190H87V188H89L90 186H83V188L85 187L86 188V190L84 189H81V188ZM58 189H60V190H58ZM56 191H62L63 189L60 187V188H58ZM76 189V190H75ZM79 189H80V191L82 192V193H80V191H79ZM53 191V190H52ZM7 192V194H8V190L6 191ZM11 192V191H10ZM10 192H9V194H10ZM2 193V192H1ZM12 193V195H14L15 194V197L16 196H18V195H21V193H22V195H24V193L26 194V195H24V196H22L21 198V201L22 202H25V203H31V204H29V206L27 205V207L25 206V207H21V208H23V209H26L27 208V210L26 211H30V209H31V211L33 210H36V207H35V205L37 204V202H39L38 204H41V202H40V200H42V199H40V198H37V197H31L30 195H28L26 192H20V190H16V191H12L11 192ZM11 194H10V196H12ZM85 197V196H84ZM29 198V199H28ZM32 198V199H31ZM34 199V200H33ZM29 200V201H28ZM36 202V204H35V202ZM32 203H34V205H32ZM37 204V205H38ZM1 205V204H0ZM31 206H33V208L31 207ZM34 207H35V209H34ZM1 209V208H0ZM2 210V209H1ZM2 211H4V210H2ZM1 211V213H0V215L3 213ZM259 239L261 240V242H259ZM244 240V242H242ZM242 241H241V243H239V246H246L247 248L248 247H253V246H255V244H261L262 242H263V240H264V238H263V240H262V238H258V242H257V240H253L252 238H246V239H243ZM251 242H252V244H251ZM243 243V244H242ZM255 243V244H254ZM264 243V242H263ZM246 244V245H245ZM258 247H260V246H258ZM233 257V256H232ZM234 257L236 258L237 256H235L234 255ZM242 258V257H241ZM238 259V260H237ZM246 260V264L248 263V264H251V263H253V264H262V263H264V260H262L261 259V262L262 263H258V262H260L259 260H256L257 258H242V261H241V259H240V257L238 258H236L235 260L233 259V264H241L240 262H242V263H244V261ZM248 259L251 261V260H253V261H251V262H248ZM244 260V261H243ZM238 262V263H237ZM244 263V264H245Z\"/></svg>",
    "mask_w": 264,
    "mask_h": 264
}]
</instances>
